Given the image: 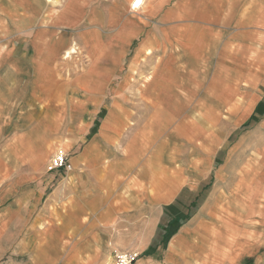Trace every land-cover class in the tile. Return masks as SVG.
Here are the masks:
<instances>
[{
    "label": "crops",
    "instance_id": "obj_1",
    "mask_svg": "<svg viewBox=\"0 0 264 264\" xmlns=\"http://www.w3.org/2000/svg\"><path fill=\"white\" fill-rule=\"evenodd\" d=\"M133 1L0 0L5 264H264V0Z\"/></svg>",
    "mask_w": 264,
    "mask_h": 264
},
{
    "label": "rangeland",
    "instance_id": "obj_2",
    "mask_svg": "<svg viewBox=\"0 0 264 264\" xmlns=\"http://www.w3.org/2000/svg\"><path fill=\"white\" fill-rule=\"evenodd\" d=\"M57 1L59 2V0H56V2ZM87 17H88V12L86 11L85 16H84L85 24H86ZM75 26L72 27V28L69 27L67 29H63L62 32L67 33L68 36H74L78 31H80L81 29L83 30L85 28V27L82 28L81 26H78V27H75ZM134 47H135V45H132V46H130L128 48H125L123 45H118L117 44L116 50H115L116 51V55L117 56L122 55V53L125 52V51L126 52H130L131 50H133ZM78 53H82L80 48H79V52ZM88 57L89 56L85 52H83L82 55L75 54V57L73 59H69L67 61L68 67L72 68L73 70L76 69V71L86 70L90 66V61H88L89 60ZM123 63H124V60L117 59L116 60V68L117 69H119V68L122 69V67L125 66ZM84 96H86V95L84 94ZM69 98L75 99V98H77V95L71 96V94H70ZM68 110H69V112H71V114H74L76 109L75 108H71V109L69 108ZM65 145L66 144L64 142H60V141L57 142V149H56L54 155H52L50 157V159L48 160V162L46 164L45 168H46L47 172H49L48 166L50 165V163H51L52 159L54 158V156L59 151H63L67 155L68 161L70 163V154L68 153L69 150L66 148ZM70 165H71V163H70ZM60 171H67V170H60ZM55 172H58V171H55ZM49 173H51V172H49ZM4 178L7 181H5V185L2 186V188H0V196H8V197H10V196H12V192H11V188H9L8 185L11 183L10 181L13 179L12 173H8ZM25 190H27V189H25ZM1 209H2V205H0V210ZM25 229H24V231H23V229H19L16 232H12V234L9 233V234H11L9 236H3V235L0 236V243L2 241H3L4 245H6L7 241L9 243L8 248L5 249V252L7 251L6 255H5L6 258L3 259L2 261H0V264H5L7 262V260L11 261V259H10L11 257H13L16 261H19L17 259H21L19 262L27 263V256H17L18 253H19V250H18L17 247L21 244L22 240L27 237ZM16 248H17V250H16ZM132 252H134V251H132ZM132 252H128V253H132ZM135 253H138V252H135ZM55 254H57V253H56V251L53 250L52 255H55ZM139 256H140V254H139ZM113 264H115V260H114Z\"/></svg>",
    "mask_w": 264,
    "mask_h": 264
},
{
    "label": "built area",
    "instance_id": "obj_3",
    "mask_svg": "<svg viewBox=\"0 0 264 264\" xmlns=\"http://www.w3.org/2000/svg\"><path fill=\"white\" fill-rule=\"evenodd\" d=\"M72 166L68 161L67 155L63 151H59L52 159L48 166L49 172H55L60 170L70 171ZM139 259V254L132 252H117L115 253V264H135Z\"/></svg>",
    "mask_w": 264,
    "mask_h": 264
},
{
    "label": "bare ground",
    "instance_id": "obj_4",
    "mask_svg": "<svg viewBox=\"0 0 264 264\" xmlns=\"http://www.w3.org/2000/svg\"><path fill=\"white\" fill-rule=\"evenodd\" d=\"M53 5H55L57 2L55 0H49ZM144 0H134L133 1V10L136 12L143 7L142 5L144 4ZM79 52V47L77 46V44H72L67 51L64 53L63 58L66 59L67 61L69 59H73L75 57V54L78 55H82V53H78ZM236 191V190H235Z\"/></svg>",
    "mask_w": 264,
    "mask_h": 264
}]
</instances>
